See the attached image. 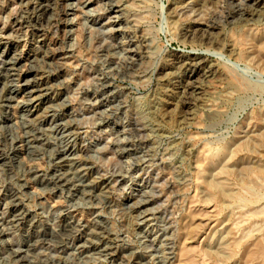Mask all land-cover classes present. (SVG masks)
Listing matches in <instances>:
<instances>
[{
	"label": "rangeland",
	"instance_id": "obj_1",
	"mask_svg": "<svg viewBox=\"0 0 264 264\" xmlns=\"http://www.w3.org/2000/svg\"><path fill=\"white\" fill-rule=\"evenodd\" d=\"M244 3L0 0V264H264V17ZM65 145L86 193L51 183Z\"/></svg>",
	"mask_w": 264,
	"mask_h": 264
},
{
	"label": "bare ground",
	"instance_id": "obj_2",
	"mask_svg": "<svg viewBox=\"0 0 264 264\" xmlns=\"http://www.w3.org/2000/svg\"><path fill=\"white\" fill-rule=\"evenodd\" d=\"M244 2V1H243ZM71 3V2H70ZM72 4V3H71ZM185 4V3H184ZM241 4V3H240ZM42 5V4H41ZM164 5H163V9H164ZM245 7V8H244ZM44 8V7H43ZM115 9V10H114ZM43 10V9H42ZM46 10V9H45ZM111 10H113L115 13H118L119 12V7L117 6V5H112V7H111ZM164 11L165 12H167V10H166V7H165V9H164ZM238 15H240V18L238 19V20H242V21H250V20H252L253 18H256V20L257 19H261V18H263L264 17V0H245V3L243 4V5H240V7H239V9H238ZM68 14H74V13H76L77 12V6L76 7H74L73 5H71L70 6V8L68 9ZM40 15V14H39ZM173 16V15H172ZM175 16V15H174ZM38 18V17H37ZM238 18V17H237ZM235 20V19H234ZM227 21V20H226ZM259 21V20H258ZM257 21V22H258ZM69 22H70V20H69ZM240 22V21H239ZM244 22V23H245ZM262 22V21H261ZM67 23H68V21H67ZM73 23V22H72ZM71 23V24H72ZM241 23V22H240ZM249 23V22H248ZM246 24V23H245ZM72 27V26H71ZM198 29V28H197ZM206 29V28H205ZM194 30V29H193ZM200 30H201V28H200ZM199 30V31H200ZM205 31H208L209 32V30H208V28H207V30H205ZM195 32V31H194ZM194 32H192V33H190L189 34V36H193L194 35ZM203 32H204V30H203ZM211 34V33H210ZM196 35V34H195ZM187 37V36H186ZM204 39V38H203ZM210 39V38H209ZM217 41V40H216ZM210 43V42H209ZM207 52V51H206ZM3 54L5 53V49H4V51L2 52ZM213 54L214 53H212L211 54V57L213 56ZM216 54V53H215ZM252 55H254V54H252ZM221 56V55H220ZM205 57V53H196L195 54V60H193L192 62H193V64L195 65L194 67H195V69L191 72V74L190 75H188V77L186 78V85H184V86H182V89H183V91L185 92V91H189V89H192V91L194 92V89L196 90L198 87V85L196 86V84L198 83V80H199V70H201V68L204 66V62L202 61L203 60V58ZM253 57V56H252ZM251 57V58H252ZM255 57V56H254ZM261 57V56H260ZM192 58V57H191ZM23 59H25L24 58V56L22 57V54L21 55H19V57H16V58H13L11 61H9V62H7L6 63V67L8 68V69H11V71H12V69H14L15 67H19V66H21V63H22V61H23ZM187 59V58H186ZM254 60H256V59H254ZM209 61V60H208ZM192 62H191V64H192ZM188 63V62H187ZM186 63V64H187ZM208 63V62H207ZM260 63H261V61H260ZM188 65V64H187ZM206 66V65H205ZM189 68V67H188ZM205 68V67H204ZM35 74V73H34ZM185 74V73H184ZM29 78V77H28ZM37 78V77H36ZM13 81V80H12ZM27 81V85H29V86H26V91H25V96L26 97H28V99H29V103H30V105H28L27 106V110H26V113H25V115H24V118L23 119H25V120H27V121H29L30 119H31V117H32V114H33V112H34V108H36V107H38L37 106V104H35V105H33V103L37 100V101H40L41 100V92L43 91V89L41 88V83H43V81L44 80H41V78H37L36 80H34V82H30V81H28V80H26ZM14 82V81H13ZM200 83V82H199ZM17 84V83H16ZM184 84V83H183ZM45 85V84H44ZM12 86V85H11ZM15 86V85H14ZM17 86V85H16ZM32 86H35V90H32ZM181 87V86H180ZM179 90V89H178ZM16 91V90H15ZM39 92V94H37ZM14 93H16V92H14V90H12L9 94L11 95V97L12 98H16V96H17V93H16V96H15V94ZM19 93V92H18ZM36 93V95H34ZM20 94V93H19ZM186 94V93H185ZM9 95V96H10ZM13 95V96H12ZM188 95V94H187ZM186 95V96H187ZM20 97V96H19ZM10 98V97H9ZM11 98V99H12ZM17 99V98H16ZM16 99L14 100V101H16ZM28 99H27V103H28ZM48 101V100H47ZM50 101V100H49ZM10 102V101H9ZM38 103H40V102H38ZM19 104V103H18ZM22 106H23V104H22ZM30 106H33V109H31L30 110ZM26 109V108H25ZM24 114V113H23ZM54 114H57V113H54ZM63 114V113H62ZM63 117V116H62ZM56 119V118H55ZM63 121V120H62ZM5 122V121H4ZM61 122V121H60ZM64 128V127H63ZM261 134V133H260ZM260 134H258V135H260ZM262 136V135H261ZM264 136V135H263ZM262 139V138H261ZM13 140H16V142H18V140L19 141H23V139L21 140V139H18V138H15V139H13ZM24 141H26V146H27V151L28 150H30V151H32V149L31 148H33L34 146H32L31 145V142H32V140L31 139H28L27 138V136H26V138L24 139ZM21 146H22V144H21ZM21 146H18L17 147V149L20 151V153H22L21 152ZM30 151H28V153L30 152ZM77 154V153H76ZM54 157H56V158H60V160H61V162H63V164H62V167L63 168H65L64 169V172H62V173H60V174H57L56 172H57V170L54 172V174L52 175V178H51V183L53 184V185H61V186H68V185H73V186H76V187H78L83 193H86V192H88L87 191V188L88 187H90V185H84V183H83V180H82V176H78V175H75V173H74V170L77 168V165H75L76 164V162H75V152H74V149L73 148H71V146H68V145H65V146H62L61 148H60V150H58V151H56V153H54ZM68 159V161H66V162H64L65 160H67ZM263 168V167H262ZM259 170H261V169H259ZM263 172V171H262ZM71 173L74 175L72 178H70V175H71ZM35 180V179H34ZM33 180V181H34ZM37 180V179H36ZM35 180V181H36ZM40 181V180H39ZM26 182V181H25ZM24 182V183H25ZM23 183V184H24ZM26 185H29V184H26ZM26 185H25V187H26ZM33 186V185H32ZM24 187V188H25ZM27 188V187H26ZM54 188H57V187H54ZM138 192V191H137ZM17 197V196H16ZM15 198V197H14ZM13 198V199H14ZM18 199V198H17ZM20 201V199L18 200V204L17 205H19L21 202H19ZM25 201V200H24ZM14 202V201H13ZM16 203V202H15ZM23 204V203H22ZM19 207V206H18ZM15 208V207H14ZM18 209V208H17ZM20 209V208H19ZM25 209V208H24ZM22 211V210H21ZM19 217H20V219H22V220H26L28 217V215H29V213H28V210H24V211H22L21 213L19 212ZM18 215V214H17ZM16 218V217H15ZM2 219V218H1ZM3 220H4V218H3ZM15 221V220H14ZM13 221V222H14ZM19 221V220H18ZM20 222V221H19ZM14 224V223H13ZM16 224V223H15ZM15 225H13V227H14ZM22 226V225H21ZM30 226L31 227H33V226H35V228L34 229H36V231L38 232V233H40L41 234V236H44V237H46L47 235H46V233L44 232V231H42L41 229L42 228H40L39 229V227H38V225L36 224L35 225V222L34 221H30ZM48 226V225H47ZM50 226V225H49ZM48 226V227H49ZM51 227V233L52 234H59L58 232L59 231H61V233L62 232H67V231H71L72 229H74L75 228V226H70L69 224H65V225H63L59 230L57 229H55V228H53L52 226H50ZM71 227V228H70ZM17 228V227H16ZM21 228V227H20ZM49 229V228H48ZM3 230V229H2ZM5 233V232H4ZM36 236V235H35ZM90 236H92V235H90ZM38 237V236H37ZM40 237V236H39ZM48 238V237H47ZM42 239H43V237H42ZM45 239V238H44ZM12 241V240H11ZM9 242V241H8ZM15 242V241H14ZM10 243V242H9ZM91 244V243H90ZM15 245V244H14ZM13 245V246H14ZM18 246H20V245H18ZM17 246V247H18ZM63 246V245H62ZM23 247V246H22ZM13 248V247H12ZM14 249V248H13ZM76 249V248H75ZM87 249H89L88 247H87ZM110 249H111V247H105L103 250H101L102 252H109L110 251ZM23 249H21V248H19V250H17L16 251V255L17 256H21V254L22 253H24V251H22ZM78 250H79V248H78ZM112 250V249H111ZM15 251V250H14ZM110 253V252H109ZM113 253H114V251H113ZM15 254V253H14ZM13 254V255H14ZM108 255V254H107ZM115 255V254H114ZM16 256V257H17ZM112 258V257H111ZM144 258V257H143Z\"/></svg>",
	"mask_w": 264,
	"mask_h": 264
}]
</instances>
